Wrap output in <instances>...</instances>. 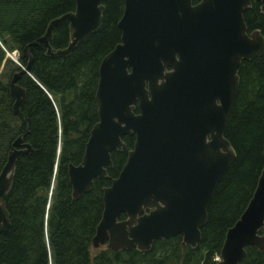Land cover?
Segmentation results:
<instances>
[{
  "label": "water",
  "instance_id": "water-1",
  "mask_svg": "<svg viewBox=\"0 0 264 264\" xmlns=\"http://www.w3.org/2000/svg\"><path fill=\"white\" fill-rule=\"evenodd\" d=\"M255 1L264 14V0ZM74 3L32 42L42 43L47 57L68 56L100 28L102 0ZM250 5L251 0H124L117 22L120 41L98 66V121L79 163L68 164L75 198L90 191L94 178L107 176L111 151L125 146L120 137L135 135L118 176L102 189L94 248L106 243L114 250L148 251L154 240L176 234L183 245L197 246L214 190L236 158L224 130L238 89V67L264 51V35L259 29L248 32L243 19ZM65 23L68 44L54 49L53 28ZM21 55L27 63L9 80L15 115L26 98L18 80L32 62L28 46ZM27 132L13 140L0 169V235L11 228L2 197L11 190L17 158L33 151L24 141ZM263 227L264 164L245 209L226 230L215 264H240L246 246L264 251Z\"/></svg>",
  "mask_w": 264,
  "mask_h": 264
},
{
  "label": "trees",
  "instance_id": "trees-1",
  "mask_svg": "<svg viewBox=\"0 0 264 264\" xmlns=\"http://www.w3.org/2000/svg\"><path fill=\"white\" fill-rule=\"evenodd\" d=\"M102 3L100 28L68 56L51 58L42 43L32 42L39 41L52 18L73 10L74 0H0V68L6 72L5 77L0 73V169L13 140L27 128L24 141L33 147L17 158L11 190L2 197L11 228L0 235V264H215L226 230L245 209L264 164V51L238 67V89L224 130L236 158L214 190L197 246L183 245L176 234L154 240L148 251L94 248L102 188L118 175L134 141V136H123L126 147L111 152L107 176L95 178L89 192L72 196L68 164L79 163L98 121V66L121 37L117 22L124 0ZM259 6L252 0L243 19L248 32L259 29L264 35ZM68 41L67 23L55 26L51 46L64 48ZM25 46L32 62L18 80L26 98L15 115L9 80L27 63L21 55ZM12 52L16 61L8 56ZM125 217L123 213L119 219ZM245 252L240 264H264V251L246 246Z\"/></svg>",
  "mask_w": 264,
  "mask_h": 264
},
{
  "label": "flooded vegetation",
  "instance_id": "flooded-vegetation-1",
  "mask_svg": "<svg viewBox=\"0 0 264 264\" xmlns=\"http://www.w3.org/2000/svg\"><path fill=\"white\" fill-rule=\"evenodd\" d=\"M251 2H252V0H251ZM103 4V3H102ZM51 58H53V57H51ZM96 102V101H95ZM137 109V111H135ZM133 112L134 113H138V108H137V104H135V107L133 108ZM125 135H130V136H134V140H135V135L134 134H124V135H122L121 137H120V139H121V141L124 143V147H122V148H125L126 147V143H125V141L123 140V136H125ZM133 143H134V141H133ZM133 147V144H132V146L127 150V155H128V151L131 149ZM121 148V149H122ZM121 149H119V150H121ZM114 150H117V149H114ZM119 150H117V151H119ZM113 151V150H112ZM111 151V152H112ZM111 154V153H110ZM126 160H127V156H126ZM126 162V161H125ZM125 164V163H124ZM123 167V166H122ZM108 169V168H107ZM122 169V168H121ZM120 172V171H119ZM119 174V173H118ZM118 176V175H117ZM116 176V177H117ZM106 177V176H105ZM116 177H114V178H116ZM103 178V177H102ZM114 178H112L111 179V181L114 179ZM95 179V178H94ZM98 179H101V178H98ZM94 181V180H93ZM111 183V182H110ZM110 185V184H109ZM109 185H107V186H109ZM104 187H106V186H104ZM103 189V188H102ZM91 190V189H90ZM146 211H149V210H146ZM182 239V238H181Z\"/></svg>",
  "mask_w": 264,
  "mask_h": 264
},
{
  "label": "rangeland",
  "instance_id": "rangeland-1",
  "mask_svg": "<svg viewBox=\"0 0 264 264\" xmlns=\"http://www.w3.org/2000/svg\"><path fill=\"white\" fill-rule=\"evenodd\" d=\"M8 56H9L11 59H12V57H13L14 59H16V58H17V53H16V52H12L11 54H8ZM0 73H4V77H5L6 72L3 70V66L0 68ZM105 245H106V243H105V244H102V245L99 246L98 248L101 249V248H103Z\"/></svg>",
  "mask_w": 264,
  "mask_h": 264
},
{
  "label": "built area",
  "instance_id": "built-area-1",
  "mask_svg": "<svg viewBox=\"0 0 264 264\" xmlns=\"http://www.w3.org/2000/svg\"><path fill=\"white\" fill-rule=\"evenodd\" d=\"M214 260H215V261L219 260V256L216 255V256L214 257Z\"/></svg>",
  "mask_w": 264,
  "mask_h": 264
}]
</instances>
